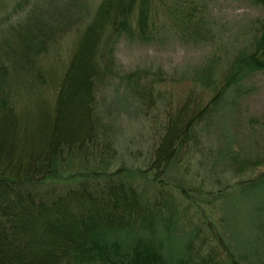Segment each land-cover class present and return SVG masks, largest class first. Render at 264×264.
Here are the masks:
<instances>
[{"label": "rangeland", "instance_id": "374dc122", "mask_svg": "<svg viewBox=\"0 0 264 264\" xmlns=\"http://www.w3.org/2000/svg\"><path fill=\"white\" fill-rule=\"evenodd\" d=\"M80 1L76 7L72 0H34L38 24L53 31L42 58L54 80L41 84L48 99L77 29L97 2ZM15 2L0 0V20L11 14ZM154 8L149 37L139 38L131 30L119 35L112 74L95 88L99 134L109 141V153L97 149L85 159L74 156L56 179L38 188L60 191L79 171L116 169L154 220L152 230L136 223L122 232L123 242L150 237L170 264L179 259L230 264L229 258L264 264V50L256 52L260 66L251 68L246 61L264 34V4L154 0ZM23 14L22 9L12 13L6 23ZM216 90L219 97L209 103ZM206 104L176 157L152 162L168 115L180 108L195 114Z\"/></svg>", "mask_w": 264, "mask_h": 264}, {"label": "trees", "instance_id": "16d2710c", "mask_svg": "<svg viewBox=\"0 0 264 264\" xmlns=\"http://www.w3.org/2000/svg\"><path fill=\"white\" fill-rule=\"evenodd\" d=\"M33 5L34 0H16L6 19L21 9L23 18L0 20L6 23L0 29V264H170L150 237L121 240L122 232L136 223L152 230L154 220L134 186L117 177L118 170L79 171L60 191L38 188L56 179L74 156L84 158L97 149L109 153V141L99 134L95 88L112 74L119 35L131 30L139 38L149 37L154 0H97L77 29L50 99L41 84L54 80L42 58L53 31L38 24ZM263 50L261 34L246 59L251 68L263 64L256 56ZM220 93L216 90L209 103ZM207 105L195 114L180 108L168 115L152 162L176 157ZM229 263L239 264L234 258Z\"/></svg>", "mask_w": 264, "mask_h": 264}]
</instances>
